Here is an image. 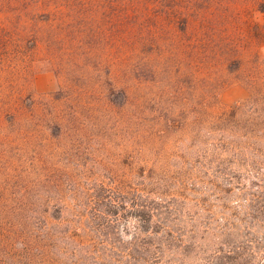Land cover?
<instances>
[{"label": "rangeland", "instance_id": "obj_1", "mask_svg": "<svg viewBox=\"0 0 264 264\" xmlns=\"http://www.w3.org/2000/svg\"><path fill=\"white\" fill-rule=\"evenodd\" d=\"M227 144L264 154V0H0V264L48 230V264L264 253V169ZM147 187L174 206L143 232Z\"/></svg>", "mask_w": 264, "mask_h": 264}, {"label": "trees", "instance_id": "obj_2", "mask_svg": "<svg viewBox=\"0 0 264 264\" xmlns=\"http://www.w3.org/2000/svg\"><path fill=\"white\" fill-rule=\"evenodd\" d=\"M227 146L228 147L226 150L228 152H231L232 154L238 156L239 165H248L251 172L249 171L247 173V175L252 174L254 178H256L260 182H262L263 181L262 176H260V175H263L262 172L264 169V154L263 153L256 154V155H258L259 159L254 158L253 160L250 161L249 159H245V158H248V156L242 152L243 148L245 150L248 149L246 145L234 146V145L227 144ZM242 157H245V158H242ZM256 159H258V161ZM259 162H263V163L261 164ZM254 168L258 169V172L253 171ZM150 178L152 180V176H150ZM155 190H157V189H155ZM155 190L151 191V189L149 190L147 187L145 190V193L142 192L141 195L138 194V195L134 196V198H132L135 211L141 210L143 213V214H140V216H138V217H142L141 223H144V225L141 227L143 232L147 231V228L148 227L150 228L151 225L155 223V219L157 217H163V215H164L163 212H160L163 210V208L171 210L174 206L171 202L173 199L172 198L173 196H170L169 200H165L164 197L162 196L163 192L162 191L159 192V191H155ZM153 196H155V197L160 196L159 198H161V199L156 198L157 200H154ZM158 203H159V206L156 207L155 204H158ZM58 210H59V213H63L64 208L60 207ZM148 231H150V230H148ZM162 231H163V233H165V235H171L172 234L171 227L164 228ZM60 237H62V236L57 235L55 232H52V230L51 231L48 230V232L46 234L45 233L42 234V232H41L37 236L36 242H35L36 243V245H35V251H36L35 264H48L47 258H48L49 252L47 253V251L51 250L52 248L47 247V244H49L51 241L55 243L57 241L56 239H59V241H57V242L62 244V240L64 239V237H62V238H60ZM167 243H168V241L158 244V245H160V252L157 253L156 256H154L156 259L155 261L163 259V261L161 263H164L167 258H170L169 257L170 255H173L172 254L173 252L171 251L170 246H168ZM157 246L154 245V248H156ZM254 247H255L254 248L255 250H254L253 254L250 255L253 258L250 260H248V258L244 259L243 257L237 258V260H236L237 264H242L244 262H246L247 264H251L252 262H253L252 264H264V253L257 251L256 246H254ZM240 249H241L240 247L234 248V250H231L229 253L231 255L232 254H239ZM172 264H174V263L172 262Z\"/></svg>", "mask_w": 264, "mask_h": 264}]
</instances>
